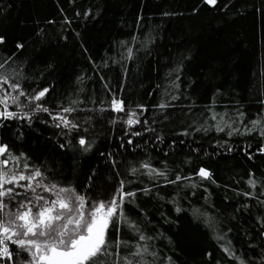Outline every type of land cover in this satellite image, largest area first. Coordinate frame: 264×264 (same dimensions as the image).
<instances>
[{"label": "trees", "instance_id": "obj_1", "mask_svg": "<svg viewBox=\"0 0 264 264\" xmlns=\"http://www.w3.org/2000/svg\"><path fill=\"white\" fill-rule=\"evenodd\" d=\"M0 37V72L29 95L49 89L40 103L53 115L77 101L66 115L80 125L57 128L44 112L0 117V144L89 202L109 200L125 180L136 193L125 215L152 237L154 264H238L223 246L264 264V137L245 133L264 120V0H0ZM113 97L125 111L112 110ZM132 110L140 123L129 126ZM218 122L240 131L229 136ZM144 162L166 176L150 178ZM177 175L189 179L167 182ZM137 235L120 225L121 239Z\"/></svg>", "mask_w": 264, "mask_h": 264}, {"label": "snow or ice", "instance_id": "obj_2", "mask_svg": "<svg viewBox=\"0 0 264 264\" xmlns=\"http://www.w3.org/2000/svg\"><path fill=\"white\" fill-rule=\"evenodd\" d=\"M205 2L214 6L217 0ZM2 42L3 37H0V43ZM133 56L132 48H128L126 58L130 60ZM6 63L7 61L0 63V69H3ZM48 92L49 89L44 88L33 90L29 95L21 89L20 83L12 82L8 75L0 72V106L3 108L0 110V117L27 119L31 122L36 112H44L52 117L55 127L66 128L69 132L78 129L80 125L68 119L66 115L77 111L78 102L71 101L69 106L62 107L53 115L49 108L40 103ZM21 97H24L27 103H23ZM172 99L177 97L173 96ZM10 105H14L18 111H9ZM29 106L31 111H24V108ZM110 106L115 112L125 111L123 101L116 97L112 98ZM168 106L165 103L158 105L161 109ZM238 116L242 120L244 114L238 113ZM134 117L136 112L132 110L125 123L129 126L140 123L139 119ZM216 118L217 114L213 113L211 119ZM249 123L252 126H245V133L258 131L264 137V120L258 118ZM225 127L230 129L229 136L240 131L227 122H224V126L219 122L215 125L216 130L221 132ZM128 143L131 144V141ZM78 144L84 147L87 141L81 137ZM260 151L264 152V148ZM0 157V264L5 261L7 264H17L16 258L21 253H24L25 257L19 260V264H154L158 254L150 251L147 243L152 237L145 236L125 215V204L131 203L129 198L136 196L135 192L124 190L125 180H120L109 200L89 202L74 188L46 183L45 173L39 167L30 165L22 153L19 156L13 155L8 145L0 144ZM140 168L146 169L145 174L150 178L166 176L164 171L153 168L148 162L142 163ZM130 171L135 175L140 169L132 168ZM197 175L201 179H211V173L204 168H200ZM182 179L189 177L177 175L175 180L167 182L176 184ZM247 183L253 188L256 187L254 179L250 178ZM143 191L147 193L149 189L145 188ZM243 195L254 196V193L246 192ZM260 203L264 204V201ZM176 211L179 212L180 209L177 208ZM122 223L138 234L135 243L121 239ZM11 246H15L16 250L13 251ZM222 250L230 259L238 261V264H246L231 248L223 246ZM149 256L153 258L152 261L147 259ZM261 260H264V256H261Z\"/></svg>", "mask_w": 264, "mask_h": 264}]
</instances>
